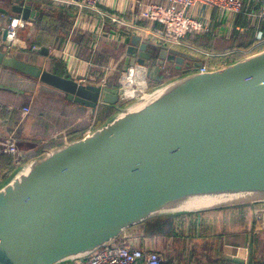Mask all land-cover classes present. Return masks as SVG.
Instances as JSON below:
<instances>
[{
    "label": "water",
    "instance_id": "obj_1",
    "mask_svg": "<svg viewBox=\"0 0 264 264\" xmlns=\"http://www.w3.org/2000/svg\"><path fill=\"white\" fill-rule=\"evenodd\" d=\"M0 13L40 15L31 2ZM125 34L123 71L143 65L158 87L123 108L119 89L79 84L0 50V67L93 115L117 109L0 182V264H74L155 219L264 206V49L200 72L197 56ZM173 67L186 72L168 80Z\"/></svg>",
    "mask_w": 264,
    "mask_h": 264
},
{
    "label": "crops",
    "instance_id": "obj_2",
    "mask_svg": "<svg viewBox=\"0 0 264 264\" xmlns=\"http://www.w3.org/2000/svg\"><path fill=\"white\" fill-rule=\"evenodd\" d=\"M42 1L44 2V0H21V2L18 0H0V8L10 12L14 5H24V3L31 2L36 11L40 13L39 17L28 21L27 27L19 31V38L26 46L59 48L65 51L67 55L65 61H62L57 55L54 57L48 55L44 56L42 61L38 60V57H33L32 62L36 65L41 62L43 69L54 68L57 70V65L51 62V60L57 59L61 62L60 71L79 84L98 85L104 89L117 91L120 87L117 76L123 71L128 45V37L125 32L118 30L109 21L103 24V19L98 13L85 11L79 14L75 9H67L54 4L47 5ZM150 1L102 0L100 10L107 15H124L125 18L132 19L135 13H139V5H146ZM10 3L11 7L9 8L8 4ZM12 17L20 16L13 13L9 15L0 13V50L23 59L22 56L27 54L25 52L28 50L21 51L8 48L4 41L5 34L1 30L2 26ZM211 17V31L204 35L189 36L188 40L202 49L223 54L225 51L218 52L215 48L219 45L217 42H219L220 37L223 38V35H227L230 28L227 25L218 24L216 12H213ZM142 25H146V23ZM112 35L115 38H118L119 35V40L121 37L124 38V43H120L119 48L111 44L107 38ZM231 37L232 35L229 36V38ZM104 44L112 45L115 51L103 48ZM12 50H15L14 54ZM119 51H121L120 54ZM34 54L37 53L34 52ZM2 69L6 68L0 67V153H3L1 144L8 137L14 136L19 152L26 155V160H28L37 156L36 153L39 152L37 140H42V144L55 141L59 146L67 141L66 135L69 131L77 132L78 130L89 133L117 113L116 107L103 105L100 107L102 113L93 115L90 109L68 101L66 95L60 91L39 82L23 79L10 71L3 73L6 71ZM184 72L186 71L182 73ZM25 109H29L28 114H24ZM38 146L40 147V145ZM2 181L4 179L0 178V182ZM255 211L253 209L254 214H256ZM206 214L208 215L205 220L209 222V225L204 228V238L200 237V227L197 228V237H195L196 228L194 225L196 220H200L204 216L189 215L155 219L146 225L129 229L122 235L119 242L155 252H159L160 249H165L168 246V254L162 256L163 264H184V262L191 264L190 257L193 252H195L196 257H200L204 264H207L208 261L202 255L205 251H210L212 244L216 245V243L211 244V242H216L212 235L218 234L221 236L217 244L219 246L218 251L223 260L224 257H237L244 260L245 264H264V230H262L264 224L262 225L258 218L255 219L250 229L246 230L241 222L226 221L224 215L221 218L223 222L221 226L225 229L224 234L221 235L217 233L214 227L219 225L217 222L220 221V218L214 215L215 212ZM166 221L172 222L170 231L167 229L164 234H156L155 230H158V227L163 228L158 223ZM209 226H212L211 229ZM258 231H260V237L255 234ZM190 243L202 247L198 249V252L195 249L189 255L187 247Z\"/></svg>",
    "mask_w": 264,
    "mask_h": 264
},
{
    "label": "built area",
    "instance_id": "obj_3",
    "mask_svg": "<svg viewBox=\"0 0 264 264\" xmlns=\"http://www.w3.org/2000/svg\"><path fill=\"white\" fill-rule=\"evenodd\" d=\"M56 6L67 9H75L79 14L91 11L101 15L105 24L109 21L118 30L138 35L141 39L150 41L167 49H179L201 60L200 72L209 70L208 62L216 54L211 50L202 49L188 40L189 36L204 35L211 31L212 13L218 14V24L229 26L227 36L232 35L237 20L242 16L247 26L255 29L254 44L252 50L264 46V0H151L148 4H140L139 13H135L132 19L124 15H107L100 10L102 0H48ZM146 23V25H142ZM28 21L21 17H12L2 26L5 34V43H9L10 49L28 50L21 39L19 31L27 27ZM245 29L241 30L244 34ZM120 35V34H119ZM115 36H108L111 44L124 43ZM118 40V41H117ZM116 41V42H115ZM117 46V44H116ZM119 47V46H117ZM41 46L32 45L29 50L40 53ZM251 50V51H252ZM250 53V52H249ZM49 55H57L62 61L66 60V52L59 48H49ZM119 99L124 102L137 100L148 93L147 69L138 63L121 71L119 78ZM29 109L24 110L28 114ZM3 153L13 157L14 164L18 167L26 161V155L18 150L14 136L1 144ZM258 217L264 215V206L255 209ZM264 224L263 221H259ZM262 229V228H261ZM264 230V226L263 229ZM260 231L255 234L259 235ZM161 254L141 248H135L118 241L110 243L92 254L85 261L74 264H163Z\"/></svg>",
    "mask_w": 264,
    "mask_h": 264
},
{
    "label": "trees",
    "instance_id": "obj_4",
    "mask_svg": "<svg viewBox=\"0 0 264 264\" xmlns=\"http://www.w3.org/2000/svg\"><path fill=\"white\" fill-rule=\"evenodd\" d=\"M8 6L10 8L11 3L8 4ZM242 29H245L244 35H242V33H241ZM254 34H255V29L248 27L247 23L244 22V19L241 16L237 20L235 27H234V30H233V34H232V38H234L235 41H237L241 37H243L241 44L236 48H232L231 50H226L225 53H223V56H221V57H214V58L210 59V61L208 62V67L210 69L219 68V67H222L226 64L237 61L241 57L245 56L246 51L250 50V53H251V52H256V51L264 49V46H262L258 49L251 51V48L253 47V44H254ZM25 53H28V55H29L28 60H30V56H31L32 52L26 51ZM36 55H37L36 57H38V60L42 61V59H44V55H42L41 52L37 53ZM26 62L29 63V61H26ZM51 62L53 64L57 65V70L54 68H51V69H49V71H51L55 74H58L60 76L67 77L63 72L60 71L61 62L59 60L53 59V60H51ZM36 66L39 68H42V63L40 62ZM26 80H30L32 82H38L37 79L36 80L26 79ZM81 107H84V106L81 105ZM77 132L76 131H69L66 135L67 141H71V140L80 138L86 134L84 131H81L82 132L81 133L80 131L77 130ZM36 144H37V147L39 150V152L37 151V153H36L37 155H40V154L58 146L57 142H55V141H51V142H48L46 144H42V140H37ZM38 145H40V147ZM13 160L14 159L12 156L6 155L4 153H0V177L2 179L5 180L17 168V166L14 165ZM230 212H231V214H233L232 218L233 219L237 218L238 220H236V221L241 222L244 225L246 230H249L250 227L252 226L253 222L255 221V219L258 218V215L254 214L253 209H251V208H237V209H234L233 211H230ZM256 215H257V217H256ZM194 225L196 228L195 229V237H197V231H198L197 228L200 227V237L204 238L205 237V235H204L205 229L204 228H206V227H204L205 226L204 219L200 218V220L199 219L196 220ZM212 236H213V240H219V238L221 237L218 234L217 235L214 234ZM212 243H216V245L212 244ZM211 244L212 245L210 246V251H205L204 254L202 255V257L208 261L207 264H234L232 262L229 263V262H226L223 260L221 253L218 251V247H219L217 245L218 241L211 242ZM190 263L191 264H204L203 261L200 259V257L195 256V252H193L191 257H190Z\"/></svg>",
    "mask_w": 264,
    "mask_h": 264
},
{
    "label": "rangeland",
    "instance_id": "obj_5",
    "mask_svg": "<svg viewBox=\"0 0 264 264\" xmlns=\"http://www.w3.org/2000/svg\"><path fill=\"white\" fill-rule=\"evenodd\" d=\"M5 1H8V0H5ZM19 2H21V0H18ZM47 1V2H46ZM44 2H45V4H47V5H51V4H53V3H51L50 1H48V0H44ZM43 1H42V3H44ZM66 10V9H65ZM64 16V15H63ZM56 17V16H55ZM54 20V19H53ZM242 35H244V34H242ZM224 37L222 38V37H220V39H219V42H217V44H219V45H217L216 46V48H215V50L216 51H218V52H222V51H226V50H231L232 48H236V47H238L240 44H241V42H242V39H243V37H241L239 40H237V41H235L234 40V38H229L227 35H223ZM116 42V41H115ZM116 44H117V46L119 45V43L118 42H116ZM116 44L114 43V46L116 47ZM31 46L32 45H29L28 46V51H31V50H29L30 48H31ZM219 46V48H217ZM103 48H106V49H110V50H112V51H115V49H114V47L112 46V45H107V44H104L103 45ZM119 48V47H118ZM238 49V48H237ZM118 50V49H117ZM252 50V49H251ZM239 51V50H238ZM12 52H13V54H14V52H15V50H12ZM32 52V54H31V56H30V60H28V58H29V55H28V53L27 54H25V55H23L22 56V58L23 59H21V60H23V61H29V64H32V65H36L34 62H32V58L33 57H36L37 55L36 54H34V52L33 51H31ZM242 52V51H241ZM249 52H250V50H249ZM248 52V53H249ZM121 53V51H119V54ZM248 53H246V54H248ZM12 56H14V55H12ZM35 59V58H34ZM33 59V60H34ZM187 66L188 67H191V63H188L187 64ZM197 67V66H196ZM4 68H6V69H2V70H5L6 72H3V73H9L8 71H10L11 73H13V74H15V75H18V76H20L21 78H23V79H31V80H36V78H33V77H31V76H28V75H24V74H22V73H20V72H18V71H16V70H14V69H11V68H9V67H4ZM1 71V70H0ZM182 72H183V70H177V69H175V67H173L172 69H170L169 71H168V77H167V79L169 78H173V76L174 77H176V76H179L180 74H182ZM120 75H121V73H118V76H117V80H118V78H120ZM168 79V80H169ZM9 85V84H8ZM148 86H149V88H148V91L149 90H152V89H155V88H157L158 87V84L157 83H153L152 81H150V80H148ZM65 99H66V97H64ZM66 101V100H65ZM135 101V100H134ZM131 102H133V101H130V102H124L122 105H121V108H123V107H126L129 103H131ZM99 112H101L102 113V110H100ZM100 113V114H101ZM109 114V113H108ZM110 117V116H109ZM101 121H103V120H101ZM0 151H1V147H0ZM1 178V177H0ZM216 214H214L216 217L218 216L219 218H220V221H218L217 223L219 224V225H216V226H214L215 227V230L217 231V233H220L221 235H223L224 234V227L223 226H221V224L223 223L222 221H221V218H223V216L225 215V219H226V221H236V220H238L237 218H235V219H233L232 217H233V214H231V212L230 211H216L215 212ZM203 216H204V221H205V227H208V225H209V222L208 221H206L205 219H206V217H207V215L208 214H206V213H203L202 214ZM217 219V218H216ZM227 223H229V222H227ZM160 226H163V228L161 229V227H158V230H155V233L156 234H164V231L165 232H167V229H169V231H170V229H171V225H172V222H164V223H158ZM213 226V225H212ZM212 226H209V229H211V227ZM264 234V233H263ZM259 236V235H258ZM261 236V235H260ZM259 236V237H260ZM191 241L192 242H194V240L193 239H191ZM214 241H218V240H214ZM202 243V242H201ZM195 244L194 243H190V244H188V247H187V249H188V254L189 255H191V253H192V251H194L195 249H196V251L198 252V249L199 248H201L202 246L200 245V246H198V245H196V246H194ZM169 247L167 246V247H165V249H160L159 250V252H157V253H160L162 256L163 255H166V254H168V249ZM184 248V247H183ZM174 249V248H173ZM200 252H201V250H199ZM182 254V253H181ZM184 264H185V262H184Z\"/></svg>",
    "mask_w": 264,
    "mask_h": 264
}]
</instances>
